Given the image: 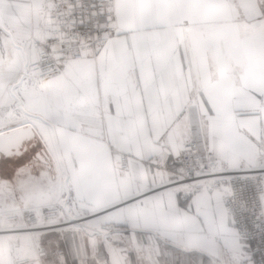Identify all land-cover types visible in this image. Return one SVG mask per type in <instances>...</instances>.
Masks as SVG:
<instances>
[{
    "label": "snow or ice",
    "instance_id": "obj_1",
    "mask_svg": "<svg viewBox=\"0 0 264 264\" xmlns=\"http://www.w3.org/2000/svg\"><path fill=\"white\" fill-rule=\"evenodd\" d=\"M0 264H264V0H0Z\"/></svg>",
    "mask_w": 264,
    "mask_h": 264
}]
</instances>
